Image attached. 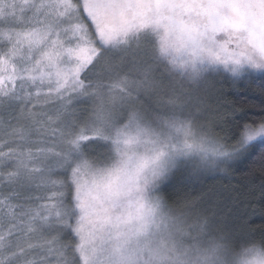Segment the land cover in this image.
<instances>
[{
	"label": "snow or ice",
	"instance_id": "1",
	"mask_svg": "<svg viewBox=\"0 0 264 264\" xmlns=\"http://www.w3.org/2000/svg\"><path fill=\"white\" fill-rule=\"evenodd\" d=\"M225 82L264 97V0H0V264H264L184 190L264 173Z\"/></svg>",
	"mask_w": 264,
	"mask_h": 264
},
{
	"label": "trees",
	"instance_id": "2",
	"mask_svg": "<svg viewBox=\"0 0 264 264\" xmlns=\"http://www.w3.org/2000/svg\"><path fill=\"white\" fill-rule=\"evenodd\" d=\"M262 100L264 97L258 89L236 92L225 82L223 96L218 102V111L224 118L218 120V123L225 130H231L245 120L258 117L261 115ZM233 106L237 109L236 112L232 111ZM215 130L220 132L221 128L217 127ZM256 169L250 172L247 164H241L229 173L214 174L184 190L195 195L203 207L219 216H226L230 211L235 213L237 208L246 211L254 226L259 228L264 225V173L258 170V164Z\"/></svg>",
	"mask_w": 264,
	"mask_h": 264
},
{
	"label": "rangeland",
	"instance_id": "3",
	"mask_svg": "<svg viewBox=\"0 0 264 264\" xmlns=\"http://www.w3.org/2000/svg\"><path fill=\"white\" fill-rule=\"evenodd\" d=\"M191 196H192L193 198H197L195 195H192V194H191Z\"/></svg>",
	"mask_w": 264,
	"mask_h": 264
}]
</instances>
